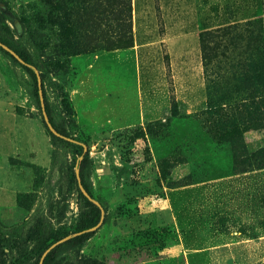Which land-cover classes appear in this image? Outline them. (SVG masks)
<instances>
[{
    "label": "rangeland",
    "instance_id": "374dc122",
    "mask_svg": "<svg viewBox=\"0 0 264 264\" xmlns=\"http://www.w3.org/2000/svg\"><path fill=\"white\" fill-rule=\"evenodd\" d=\"M131 1L115 48L118 0H0V264L75 233L81 145L102 221L51 264H264V0Z\"/></svg>",
    "mask_w": 264,
    "mask_h": 264
},
{
    "label": "trees",
    "instance_id": "16d2710c",
    "mask_svg": "<svg viewBox=\"0 0 264 264\" xmlns=\"http://www.w3.org/2000/svg\"><path fill=\"white\" fill-rule=\"evenodd\" d=\"M119 5H121V14H122V21L119 24L120 32L118 35V38L113 43L112 47H129L134 44V36L132 32V1L131 0H118ZM0 40L3 41V39L0 37ZM1 47V45H0ZM20 55L24 58L26 63H22L23 66L27 69V71L30 73V75L33 77L35 81V94L37 96V99L39 101V105L41 106V97H40V88L38 84V76L36 70L29 64L33 63V59L31 55L27 52L17 50ZM12 56L17 60V58L12 54ZM43 91H44V97H45V105L46 110L48 112V115L50 117V120L52 121L53 125L61 131L62 133L69 135V133L59 127V125L55 122L53 111L51 108V105L49 103V100L47 98L46 90H45V84L43 82L42 85ZM259 104L264 106V88H260L259 90ZM45 125L47 129L52 133V130L49 128L47 122L44 120ZM59 139H62L61 137H58ZM64 140V139H63ZM81 154H82V162L80 165V175L82 178V183L87 189V191L92 194V191L90 189L89 183L87 181V169L90 161V150L85 149L84 146L81 145ZM80 193L83 198L85 210L82 212L80 219L78 221L77 227L75 229L74 235L69 237L68 239L62 241L61 243L54 246L45 256L43 264H51L53 261L56 260L58 255L67 249H71L74 247H77L79 245L84 244L89 238H91L96 232L97 229H93L94 226L98 225L102 218V208L94 201L92 200L88 195H86L81 189ZM51 244H48L45 246L44 250H46L48 247H50ZM44 250L42 252H44ZM42 257V253L37 258L36 262L34 264H39Z\"/></svg>",
    "mask_w": 264,
    "mask_h": 264
},
{
    "label": "water",
    "instance_id": "95a60500",
    "mask_svg": "<svg viewBox=\"0 0 264 264\" xmlns=\"http://www.w3.org/2000/svg\"><path fill=\"white\" fill-rule=\"evenodd\" d=\"M0 44L1 45H4V46H6L1 40H0ZM10 51L19 59V60H21L22 62H24V60L22 59V57L16 52V51H14V50H12V49H10ZM32 66V65H31ZM33 67V66H32ZM34 68V67H33ZM35 69V68H34ZM36 70V69H35ZM36 72H37V70H36ZM37 76H38V84H39V88H40V97H41V103H42V105H43V109H44V114H45V118H46V121H47V123H48V125H49V127L51 128V130L55 133V134H57V135H59V136H66V135H63V133H61L60 131H58L57 129H56V127L53 125V123L51 122V120H50V117H49V115H48V112H47V110H46V105H45V97H44V91H43V88H42V85H43V82H42V77H41V75L37 72ZM67 137V136H66ZM85 147V149H87V145H85L84 146ZM83 157V156H82ZM79 183H80V187H81V189H82V191L86 194V195H88L92 200H94L93 198H92V196L90 195V193L87 191V189L85 188V186L83 185V183H82V178H81V175L79 174ZM95 201V200H94ZM96 202V201H95ZM97 203V202H96ZM98 204V203H97ZM99 205V204H98ZM100 206V205H99ZM101 207V206H100ZM101 221H102V218H101ZM101 221H100V223L98 224V225H96V226H94L93 227V229H96V228H98L99 226H100V224H101ZM74 235V234H73ZM71 237V236H70ZM69 237H67L66 239H68ZM66 239H64V240H66ZM64 240H60V241H58V242H55V243H53L46 251H45V253H44V255H43V257H42V262L44 261V258H45V256H46V254L54 247V246H56L57 244H59V243H61L62 241H64Z\"/></svg>",
    "mask_w": 264,
    "mask_h": 264
}]
</instances>
